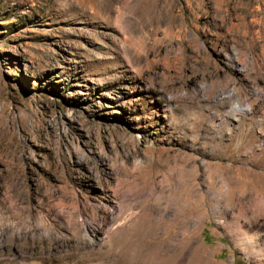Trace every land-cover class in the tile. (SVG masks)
<instances>
[{
  "label": "rangeland",
  "instance_id": "rangeland-1",
  "mask_svg": "<svg viewBox=\"0 0 264 264\" xmlns=\"http://www.w3.org/2000/svg\"><path fill=\"white\" fill-rule=\"evenodd\" d=\"M147 2L0 0V264H264V0Z\"/></svg>",
  "mask_w": 264,
  "mask_h": 264
},
{
  "label": "bare ground",
  "instance_id": "bare-ground-1",
  "mask_svg": "<svg viewBox=\"0 0 264 264\" xmlns=\"http://www.w3.org/2000/svg\"><path fill=\"white\" fill-rule=\"evenodd\" d=\"M96 4L98 6H101L103 7L104 6V2L105 0H95ZM119 2H121L124 6V8L129 12L131 13V16L130 18L132 19V22L135 24V25H138L136 26V30L135 31H138L141 32L143 26L142 24L145 23L147 24L148 21H146V15L149 12V10H147V7H148V2L147 0H119ZM96 6V5H95ZM168 7L169 8H173L175 9L176 8V0H169V4H168ZM169 8L166 9V11H169ZM154 14V15H153ZM152 17L150 18V24H154L155 25V21H157V17L159 18V20L161 21L163 18L164 19H168L169 22H171V17H168V15L164 13L162 14H159V13H155L154 11H152L151 13ZM149 16V14H148ZM147 16V17H148ZM165 22V20H164ZM157 24V23H156ZM168 24V23H167ZM170 24V23H169ZM157 26V25H156ZM151 27V26H150ZM153 27V26H152ZM177 27V26H176ZM156 28V27H155ZM172 28V27H171ZM170 28V29H171ZM174 28V27H173ZM154 29V27L152 28ZM177 31V30H176ZM184 30H182L181 28L178 27V31L176 32V34H182ZM183 35V34H182ZM144 38L145 35H143ZM176 37V36H175ZM179 38V37H178ZM170 39V38H169ZM177 41L181 42L180 40L181 39H176ZM189 43H191V48H194L195 51H197L200 55H202L204 53L203 49L198 47V45L196 44L195 40H189ZM168 45V44H167ZM161 47V45H160ZM138 48H134L131 44L127 45L126 48H125V53L128 55H130L132 58H148L147 56L145 55H137V50ZM124 51V50H123ZM152 51H155L154 49ZM204 55V54H203ZM177 59L176 56H174V58H172V61H175ZM161 60V59H160ZM203 61L204 63H208L207 61V58H203ZM154 63V62H153ZM174 63V62H173ZM208 65V64H207ZM156 68V67H155ZM205 68H207V66H205ZM217 70V69H216ZM214 72L213 69L211 71L208 72V76H211L213 77L214 75ZM223 83V82H222ZM224 85V84H222ZM204 89V87L201 88V90ZM228 98V96H224L222 99L223 100H226ZM234 112V111H233ZM240 113H241V110H240ZM253 113V111L251 112V114ZM234 114V113H233ZM242 114H248L246 113L244 110L242 111ZM250 114V112H249ZM204 116V115H203ZM253 116V115H252ZM229 117V116H228ZM245 125V123H242ZM242 127V126H241ZM238 132V131H237ZM239 135V134H238ZM241 135V133H240ZM242 141V140H241ZM243 142V141H242ZM241 142V144H243ZM224 143V142H223ZM240 148H242L243 146L242 145H239ZM232 151V150H231ZM167 161V160H166ZM170 162V161H169ZM170 164V163H169ZM168 165V164H167ZM161 223L163 222H166V218H161ZM159 220V221H160ZM166 224V223H165ZM45 238H47L49 241H50V248L48 249H44V253L40 256V260H38L39 262H37V264H71V260H69L67 257H60L58 259H55L54 257V254H53V250H51V245L53 244V242H56L58 243L59 242V239L57 238H53L52 236L50 235H47V236H43V238H38L37 239V244L38 243H41Z\"/></svg>",
  "mask_w": 264,
  "mask_h": 264
}]
</instances>
